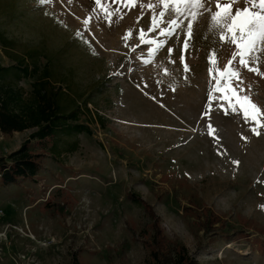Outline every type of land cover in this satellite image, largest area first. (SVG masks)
<instances>
[{
  "label": "rangeland",
  "instance_id": "rangeland-1",
  "mask_svg": "<svg viewBox=\"0 0 264 264\" xmlns=\"http://www.w3.org/2000/svg\"><path fill=\"white\" fill-rule=\"evenodd\" d=\"M148 3L121 5L109 25L110 0H0V33L12 51L37 50L70 77L78 124L89 130L74 139L75 152L59 141V156L50 140L30 142L38 174L0 183V264H264V127L254 135L242 114L225 115L226 101L211 102L201 118L210 90L220 95L209 68H224L235 46L209 31L205 13L185 53L189 71L183 36L150 57L151 45L136 47ZM0 62L7 65L1 48ZM241 76V95L264 111V75L242 68ZM32 132H0V160Z\"/></svg>",
  "mask_w": 264,
  "mask_h": 264
},
{
  "label": "snow or ice",
  "instance_id": "snow-or-ice-1",
  "mask_svg": "<svg viewBox=\"0 0 264 264\" xmlns=\"http://www.w3.org/2000/svg\"><path fill=\"white\" fill-rule=\"evenodd\" d=\"M41 3L51 2V0H40ZM112 4L117 7L114 10L104 9L106 13L105 19L111 25V16L114 12H120L122 5L128 7L132 5L135 7L137 0H110ZM97 5L100 0H96ZM215 3V10L211 7H205ZM237 3H243V8H235L233 6ZM157 5L160 6L157 11ZM147 9L151 11L150 24L147 30L139 29L138 39L142 45H151L147 50L148 56H153L157 51L166 47L168 41L175 37L179 44L181 36L184 37L181 45V61L184 71H189L185 61V53L189 48V41L194 34V24L203 14L208 15V28L214 34H218L220 42L228 43L235 46V51L232 53V58L224 68L218 66L213 69L209 68L210 78L215 80L213 88L215 92L220 93L219 96H213L212 91L209 93V110L202 113V119L210 115L211 102L226 101L227 107L223 103L219 107L228 114L229 109L233 113L242 114L245 123H251L250 131L256 135H260L259 129L264 127V111H261L259 106L252 102L249 95H241L244 92L242 87L244 81L241 76V69L246 68L249 72H254L258 75H264L260 71V64L262 61L261 53L264 52V0H149ZM141 15L137 19H143L145 14V5L140 4ZM131 11V8H129ZM192 17V19H189ZM120 18H123L122 16ZM185 20L187 24L185 25ZM91 17L85 20V25H88ZM186 29V30H185ZM156 35L153 36L152 34ZM80 39L84 43H90L84 37L83 33L79 34ZM132 30H128L124 37L125 40L131 38ZM163 37V39H161ZM175 48L169 47V57L173 55ZM215 55V53H213ZM239 57L238 62L236 57ZM144 63L151 61L140 57ZM175 63V61H170ZM210 64L214 61L210 58ZM139 87V85H137ZM145 87L147 85L145 84ZM174 91V89H173ZM147 94V93H146ZM153 99H155L153 97ZM212 135L214 129L211 124L208 125ZM247 139L246 137H242ZM238 165V161H234Z\"/></svg>",
  "mask_w": 264,
  "mask_h": 264
},
{
  "label": "trees",
  "instance_id": "trees-1",
  "mask_svg": "<svg viewBox=\"0 0 264 264\" xmlns=\"http://www.w3.org/2000/svg\"><path fill=\"white\" fill-rule=\"evenodd\" d=\"M0 48L7 61V65L0 62V132L11 135L33 131L16 152L0 160V183L7 187L38 174L40 165L30 154V142L50 140L52 154L59 156V141H64L69 153L75 152L74 139L89 134V130L78 124L80 98L73 94L70 77L57 76L37 50L21 55L13 52L11 42L1 33ZM23 83H28V89ZM177 264H184V259L180 257Z\"/></svg>",
  "mask_w": 264,
  "mask_h": 264
}]
</instances>
